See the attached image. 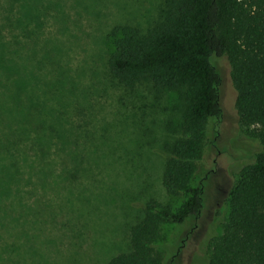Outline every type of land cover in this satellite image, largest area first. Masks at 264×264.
<instances>
[{"label":"rangeland","instance_id":"rangeland-1","mask_svg":"<svg viewBox=\"0 0 264 264\" xmlns=\"http://www.w3.org/2000/svg\"><path fill=\"white\" fill-rule=\"evenodd\" d=\"M163 3L0 0V59L21 61L25 79L19 113L1 103L0 141L19 135L12 151L24 158L33 147L36 157L18 186L0 182V264H108L130 250L148 200L177 202L162 176L181 134L182 96L148 82L126 89L108 68L114 27L145 32ZM212 61L223 117L218 129L209 124L198 165L205 207L197 220L163 226L164 264L207 263L239 173L260 150L239 121L228 62ZM2 146L0 165L11 160Z\"/></svg>","mask_w":264,"mask_h":264},{"label":"trees","instance_id":"trees-1","mask_svg":"<svg viewBox=\"0 0 264 264\" xmlns=\"http://www.w3.org/2000/svg\"><path fill=\"white\" fill-rule=\"evenodd\" d=\"M109 38L108 68L121 86L134 89L148 82L156 90L179 93L184 110L181 134L168 149L162 176L166 192L177 202L148 200L130 228V250L108 264H164L159 249L163 226L201 217L205 184L198 182V165L209 124L218 129L223 117L221 76L212 61L218 59L228 62L239 121L260 150L239 173L206 264H264V0H164L159 20L145 32L118 25ZM22 68L19 60L0 59V106L3 102L17 114L25 87ZM18 136L0 141L11 158L0 165V182L16 186L27 165L36 162L29 151L33 147L24 158L12 151L22 143Z\"/></svg>","mask_w":264,"mask_h":264},{"label":"flooded vegetation","instance_id":"flooded-vegetation-1","mask_svg":"<svg viewBox=\"0 0 264 264\" xmlns=\"http://www.w3.org/2000/svg\"><path fill=\"white\" fill-rule=\"evenodd\" d=\"M173 264V263H172Z\"/></svg>","mask_w":264,"mask_h":264}]
</instances>
